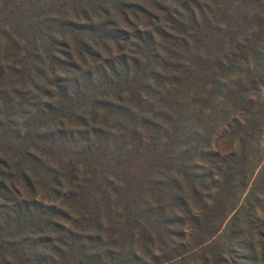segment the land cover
Segmentation results:
<instances>
[{"label":"trees","instance_id":"1","mask_svg":"<svg viewBox=\"0 0 264 264\" xmlns=\"http://www.w3.org/2000/svg\"><path fill=\"white\" fill-rule=\"evenodd\" d=\"M0 264H264V0H0Z\"/></svg>","mask_w":264,"mask_h":264}]
</instances>
